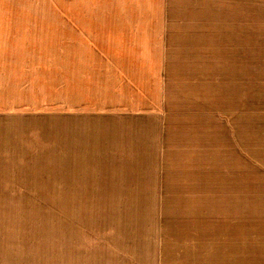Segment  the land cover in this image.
Masks as SVG:
<instances>
[{
  "label": "rangeland",
  "instance_id": "obj_1",
  "mask_svg": "<svg viewBox=\"0 0 264 264\" xmlns=\"http://www.w3.org/2000/svg\"><path fill=\"white\" fill-rule=\"evenodd\" d=\"M104 4L43 2L57 9L47 41L12 54L25 65L1 99L0 169L44 172L0 207V264H263L264 145L251 123L264 113L229 95V50L171 41L164 65L147 49L117 52L89 30ZM66 169L104 171L117 192L65 205L47 171Z\"/></svg>",
  "mask_w": 264,
  "mask_h": 264
},
{
  "label": "crops",
  "instance_id": "obj_2",
  "mask_svg": "<svg viewBox=\"0 0 264 264\" xmlns=\"http://www.w3.org/2000/svg\"><path fill=\"white\" fill-rule=\"evenodd\" d=\"M47 1L49 2V0H0V156H10L9 129L11 128L9 102L1 99L4 91L9 88V81L14 79L16 73H19L25 65L24 59L21 60L20 56L16 57L12 54H15V50L42 47L44 39L47 41V32H44L42 26H49L52 22L51 18L57 17V9L42 8L43 2ZM98 1H104V6L107 2L110 8L95 10L96 15L92 16H97L99 22L90 25L89 30L98 32L101 35V42L106 43L107 48L117 52L139 48L150 50L151 64L156 65L168 63V51L171 47H175L171 45V41L177 42L182 48L202 46L210 50L227 49L229 71L236 74V78L232 80L237 81L232 88L229 85V91H232L229 95L248 96L251 106L257 107L254 112L264 113V0ZM81 32L86 33L85 25ZM80 39L84 41L85 36H81ZM50 40L52 41L51 36ZM124 54L120 52V55ZM251 128L252 136L257 138L259 145H264L260 141L264 134V117L258 120L255 131L253 123ZM9 171L0 169V207L4 206L2 209H9L10 207L4 204L13 202L12 199L20 197V194L25 198L26 177L31 176L34 181L36 177L41 178V173L44 172L11 170L15 178L14 182L16 180L21 185L19 187V185H10ZM47 172H54L50 177H58H53L58 183L54 186L65 185L67 189L63 198L65 205L96 200L102 194L100 199L106 201L110 200L106 194L117 192L112 191L113 180L98 179L108 175L104 171L66 169ZM5 192L8 195H5ZM70 192L73 195H69ZM10 193L14 197L10 196ZM56 202L58 203V199ZM7 214L11 216V213ZM0 219L1 224L7 222L9 218L0 216ZM0 232L8 233L9 230L3 228ZM108 233L110 236L113 234L112 231ZM2 240L3 238L0 237V241ZM91 243L102 247L110 245H103V242L96 238ZM248 248L243 247V250ZM259 250L257 256L263 258L264 264V249Z\"/></svg>",
  "mask_w": 264,
  "mask_h": 264
}]
</instances>
